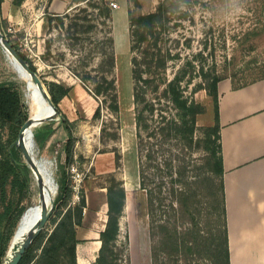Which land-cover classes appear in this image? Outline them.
I'll return each mask as SVG.
<instances>
[{
  "label": "trees",
  "instance_id": "16d2710c",
  "mask_svg": "<svg viewBox=\"0 0 264 264\" xmlns=\"http://www.w3.org/2000/svg\"><path fill=\"white\" fill-rule=\"evenodd\" d=\"M22 1L13 0V4L19 6ZM74 2L83 5L63 14L46 12L42 31L64 28L67 39L73 41L71 46L81 44L83 53L78 57L77 64L69 67V71L97 102L92 119H100L105 108L118 120L111 7L105 0ZM142 2L127 0L138 185L145 192L150 222L159 221L157 236L160 237V252L167 256L163 264H179L177 257L180 252H184L187 260L193 253L192 245L196 246L194 237L201 238L202 254L210 264H230L218 116V83L226 77L219 75L215 68L208 70L199 65L197 58L200 53L177 65L169 77V62L178 55L165 45L167 25L170 17L191 0H159L155 9L148 12L141 10ZM0 31L3 33L1 19ZM81 34H85V40ZM257 35H264V26L254 37ZM249 36L250 33H247L246 43L249 48H254V39ZM12 46L35 72L32 59L16 45ZM51 54L52 39H45L42 58L48 59ZM57 57L63 59L64 53H58ZM93 60L97 61L92 64ZM257 75L260 78L237 86L230 81L234 88H240L264 79V63ZM196 78H201L203 83L195 82ZM43 83L58 119L50 121L44 129L38 128L34 138L45 142L57 129L64 131V138L55 141L52 146L57 154L58 188L54 197L56 189L50 166L49 178L42 177L46 193L52 201L48 225L34 237L18 264H77L76 245L80 241L77 231L83 225L86 201L81 193L78 202L72 203L70 168L75 163L76 121L68 120L59 108L64 97L72 98L73 89L64 82L43 80ZM190 86L189 96L186 91ZM199 89H205L212 98L214 122L204 127L202 136L194 142L197 116L203 113V106L193 98ZM25 95L27 105H24L22 90L17 85L0 83V264L19 218V213L14 214L12 205L7 201L9 191L12 189L22 196L29 181L30 169L21 159V149L14 145L27 119L37 117L38 95L29 84L25 85ZM115 124L113 121L109 123L110 126ZM107 130L104 123L100 129L102 140L118 138L117 129ZM193 147L201 150L202 154L192 176L194 179L189 181L190 163L186 157ZM33 160L37 166L35 157ZM104 188L106 222L99 233L97 256L91 264H122L123 251L117 249L118 220L125 205L126 193L122 181L114 176H110ZM28 210V217L34 219L38 212L37 204L34 203Z\"/></svg>",
  "mask_w": 264,
  "mask_h": 264
},
{
  "label": "rangeland",
  "instance_id": "374dc122",
  "mask_svg": "<svg viewBox=\"0 0 264 264\" xmlns=\"http://www.w3.org/2000/svg\"><path fill=\"white\" fill-rule=\"evenodd\" d=\"M3 1L1 0V2ZM158 1L143 0L141 10L143 12L154 10ZM82 5V3L79 5L77 3L76 6ZM0 19L3 23L4 36L11 44L16 45L32 59L42 82L45 80L67 84L71 80L73 75L70 73L69 67H74L77 64L78 57L83 51L81 44L71 46L73 41L67 39L64 28L63 30L52 28L50 31L47 29L42 31L37 25L38 21L35 15L17 24L3 18L0 11ZM67 22L68 20H66ZM262 26H264V0H191L189 4L182 5L180 11L175 12L170 17L167 25L165 45L171 49L173 54L178 55V58L169 62L168 76H172L173 69L177 65L200 53L197 58L199 65H203L204 69L208 70L215 68L219 75L230 79L235 86L260 78L257 73L262 63H264V35L254 37V34L261 32ZM116 30L118 31V29ZM247 33H250L249 37L254 39V48H249L246 43ZM116 36L119 43L123 36L120 34ZM81 37L84 39L85 34H81ZM45 39H52V54L48 59L42 58ZM83 47H87V45ZM117 49V52L115 50L114 77L119 98L118 120L105 108L101 111L100 119H92V116H88L83 103L76 100L74 91L72 93L73 106L77 112L74 130L76 137L75 163L73 167L75 169L74 175L77 178L75 184L78 186L76 193L73 190L72 202H77L76 194L80 197L83 193L86 205L89 203L90 207H99L100 212V206L106 200L104 187L108 185L110 176L122 181L126 197L122 215L118 220L119 233L117 238V249L123 251L121 263L163 264L166 262L167 256L165 253L160 252V237L157 236L159 221L150 222L147 215L145 192L141 191L138 185V154L133 121L129 47L127 50H124L122 46ZM58 53H64V58L57 57ZM94 61L97 60H93L92 64L95 63ZM73 78L77 82L75 77ZM194 81L203 83L201 78H196ZM0 83L17 85L22 90L23 103L27 105L25 85L28 86L29 84L32 87V81L1 46ZM191 87L186 91L189 96L191 95ZM43 88L46 90L45 86ZM89 96L82 99L87 110L90 111V108L97 106V102H94L93 97ZM36 98V115L40 116L42 115L41 107L44 100L39 96H36ZM193 98L203 106V113L199 114L196 120V128L193 134V141L195 142L202 136L203 128L213 124L214 105L211 96L208 95L205 89L197 90L193 94ZM110 121L117 124L110 126ZM48 123L34 128L33 137H31L34 144L28 146V150L32 158L35 157L37 169L42 177L49 178L51 166L55 184L54 189H56L55 197L58 188L55 158L57 154L52 146L55 141L64 138V131L57 129L45 142L37 141L34 138V134L39 130L38 128L41 127L40 130L44 129ZM104 123L107 125V131L117 129V139H101L100 129ZM201 154V150L195 147L189 150V155L186 157L190 163L189 181L194 179L192 176L195 173ZM21 159L24 163L26 162L23 154H21ZM7 201L12 205V212L14 214L19 213V218L2 264L6 263L13 253L12 246L19 247L28 234L26 233L24 237L18 238L25 224L31 222L32 225L40 215L38 208L34 219L28 217L30 212L28 208L34 203L38 206V185L31 170L25 193L21 196L11 189ZM45 201L49 206L51 199L46 190H44V203ZM24 213L25 216L21 220ZM86 216L88 217V213ZM156 219H158V216H156ZM46 225H48V222ZM194 241L196 246L195 244L192 245L193 253L187 257V260L184 252L178 254L179 264H210L202 254L204 248L200 243L201 238L194 237Z\"/></svg>",
  "mask_w": 264,
  "mask_h": 264
},
{
  "label": "crops",
  "instance_id": "0c3cea01",
  "mask_svg": "<svg viewBox=\"0 0 264 264\" xmlns=\"http://www.w3.org/2000/svg\"><path fill=\"white\" fill-rule=\"evenodd\" d=\"M74 1L23 0L16 6L13 0H4L0 11L3 18L17 24L35 15L37 25L42 29L46 12L63 14L77 5ZM105 1L109 6L117 4V8L111 9L114 48L116 52L120 46L127 50V0ZM117 34L123 36L119 43ZM76 81L71 76L66 82L72 86L78 97L75 96L76 100L83 103L88 116H92L96 105L87 110L82 98H88L89 94ZM73 105V98L69 97L59 103V108L70 121L77 119ZM218 116L229 263L264 264V79L240 88H234L230 79L221 80L218 83ZM90 206L87 203L83 225L77 231L80 240L76 245L77 264L94 262L100 247L99 233L105 227L106 200L100 206V212L99 207Z\"/></svg>",
  "mask_w": 264,
  "mask_h": 264
},
{
  "label": "water",
  "instance_id": "95a60500",
  "mask_svg": "<svg viewBox=\"0 0 264 264\" xmlns=\"http://www.w3.org/2000/svg\"><path fill=\"white\" fill-rule=\"evenodd\" d=\"M0 46L9 53V55L14 59V61L20 66L22 70H24L28 75H30L33 82L40 88L41 91H43V95L46 98V101L49 106V110L46 114L40 115L37 117H29L27 121L23 124V126L20 129V132L18 134L17 139L14 141V145L16 148H20L22 151V154L25 158V164L30 168L31 171L34 173L38 172V169L36 165L34 164L33 158L30 155V151L24 147L23 141L25 140V133L29 132V137L31 139V129L34 130V128L44 124L48 123L52 120H57L58 117L56 115L55 106L51 100V97L47 91V89L44 91L43 88V82L41 78L39 77L38 73L33 71L28 63L23 60L19 55L18 52L13 48L12 44L8 41V39L4 36V34L0 31ZM46 88V87H45ZM38 185V204L41 208L40 215L36 219V221L33 223L30 232L26 235L24 240L21 242L19 247L12 246L13 253L11 254L10 258L7 259L6 263L4 264H18L21 255L25 251V249L28 247V245L31 243V241L34 239V237L45 227L48 217L51 211V205L52 201L48 206V203H44V184L41 178L37 181Z\"/></svg>",
  "mask_w": 264,
  "mask_h": 264
},
{
  "label": "bare ground",
  "instance_id": "6f19581e",
  "mask_svg": "<svg viewBox=\"0 0 264 264\" xmlns=\"http://www.w3.org/2000/svg\"><path fill=\"white\" fill-rule=\"evenodd\" d=\"M25 73H26V72H25ZM26 75L28 76L29 79H31L30 75H28L27 73H26ZM31 81H32V87H33L34 91L36 92V94H37L41 99L44 100V102H43V104H42V107H41V113H42V115H44V114H46V113L48 112V110H49L48 103H47V101H46L45 96L43 95V91L40 90V88H39V87L33 82L32 79H31ZM44 91H45V89H44ZM30 131H31V134H32L33 129H31ZM23 144H24V147H25L26 149H28V146H31L32 144H34L33 139H32V138L30 139V137H29V132H28V131L25 133V140L23 141ZM33 161H34V160H33ZM34 164H35V163H34ZM36 167H37V166H36ZM32 173H33V175L35 176V178H36L37 181H38L39 178H41V180L43 181L42 175L40 174L39 171H38L37 173H34V172L32 171ZM43 184H44V182H43ZM44 188H45V187H44ZM38 208H39V210H40V212H41V208L39 207V204H38ZM33 223H34V222H33ZM32 225H33V224H32ZM32 225H31V222H27V223L25 224V226H24V229L21 231V235H20V237H18V238L20 239V238L24 237V236L26 235V233H29L30 230H31ZM28 230H29V232H27ZM17 236H18V235H17Z\"/></svg>",
  "mask_w": 264,
  "mask_h": 264
},
{
  "label": "built area",
  "instance_id": "2783aa9c",
  "mask_svg": "<svg viewBox=\"0 0 264 264\" xmlns=\"http://www.w3.org/2000/svg\"><path fill=\"white\" fill-rule=\"evenodd\" d=\"M110 7H111V9H115V8H117V4H115V3H111V5H110ZM71 178H72V180H73V182H74V184H73V190H74V192L76 193L77 192V190H78V186L75 184L76 182H77V178H76V175H74V172H75V169H74V167H73V165L71 166ZM76 201L78 202V200H79V196L76 194ZM72 203H76V202H72ZM83 214H84V211H83Z\"/></svg>",
  "mask_w": 264,
  "mask_h": 264
}]
</instances>
